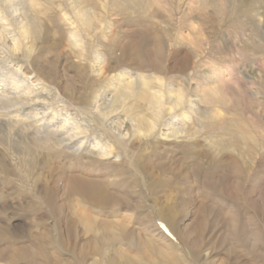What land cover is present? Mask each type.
Segmentation results:
<instances>
[{"label": "rangeland", "instance_id": "rangeland-1", "mask_svg": "<svg viewBox=\"0 0 264 264\" xmlns=\"http://www.w3.org/2000/svg\"><path fill=\"white\" fill-rule=\"evenodd\" d=\"M5 1L7 5L21 10L20 14L27 18L32 33H35L28 42L17 31L11 17L7 25L0 23V32L5 38L0 40V73L6 75L5 83L11 84L17 74L29 81L31 75L45 80L51 90L52 106L63 109L80 121L85 120L87 101L81 105L74 102L76 92L72 93L73 102L57 96L55 78L51 73L75 76L76 85L68 82L69 88H83L84 94L88 93L87 100H91L95 92L107 86V83H99L92 72L91 56L96 53L109 60L115 68H126L127 74L138 73L148 82H153V77L157 76L166 79L175 88L180 87L182 79L188 78L191 73L194 75L192 89L199 87L209 96L207 102L202 104L200 114L190 121V126L195 122V127H189L191 132H195L196 128L203 131L190 143L169 146V143L159 144L150 140L149 156H154L156 165L171 168L168 172V176L173 178L171 184L161 189L159 184L155 189L160 198L172 192V199L178 203L172 219L180 231L169 232L168 225L161 223L156 208H153L154 200L151 196L147 197L151 186L141 179L139 172H135L136 177L140 178L133 186L134 192L136 190L143 194L145 204H136L134 208H112V204L95 207L80 202L75 204L76 199L71 200L73 202L68 209L75 217L77 232L69 249L63 251L66 243L58 246L62 258L65 257L69 264H82L81 251H74L75 243L86 246L82 254L86 257L89 253L90 256L86 257L88 261L85 264L94 261L97 264H167L160 259L157 251H151L145 243L148 238L141 232L144 220V223H151L160 232L165 231L172 244V252L167 253L170 256L169 264H264V0H246L248 7L237 0H198L191 8L188 6L192 0H131L129 3L127 0ZM225 1H229L226 4L230 6H223ZM75 2L86 5L93 16L90 34L76 29L83 48L68 36L75 32V28H69L70 20L76 24V28L79 27ZM219 4L225 7L223 13L214 12L215 6L220 7ZM251 4L261 9L260 16L244 14ZM5 6V2L0 0V10L7 14ZM200 6L203 7L201 10ZM204 6L209 10L204 12ZM107 24H111L110 29H107ZM180 33L183 41L173 46ZM187 34L191 39L187 38ZM104 35L110 37L108 41L103 40ZM13 38L19 40L15 51L11 45ZM110 47L114 49L115 57H109ZM39 55L42 65L37 69L35 59ZM184 60L190 64L196 63L195 68L183 71ZM165 62L174 66L170 74L152 69V65ZM227 69L231 73L226 81L223 76L215 75L214 71L224 72ZM151 89L158 91L159 87L155 84ZM211 89L215 91L211 93ZM188 95L194 93L189 92ZM109 96L112 99L113 95ZM131 102L134 101L127 102L124 107L131 106ZM29 103L32 104L30 99L18 100L14 96L6 100L0 97V108H4L0 113L29 109ZM137 113H131L128 117ZM175 114L180 116L181 112ZM171 116L172 113L167 118ZM34 132L35 128L30 129V133ZM3 133L0 129V250L7 246H28L33 243L39 246L46 244L51 250L50 245L56 243L59 236L57 211L52 212L53 205L49 204L48 199H40L34 181L40 174L53 180V177H48L49 170L44 161L49 163L54 159L67 165L80 164L85 161L82 158L84 153L62 156L65 146L55 147L44 137L43 142L31 145L23 156L15 146V132L5 129ZM94 134L89 133V137ZM235 136L240 141L234 146ZM209 139L215 140V144H211ZM119 152L122 153V150L117 148L114 156ZM46 155L51 156L45 158ZM10 165L17 173L15 176L3 173L4 166L10 170ZM84 207L95 217L122 221L128 231L115 243L107 246L99 243L96 240V226L79 223L78 214L84 211ZM123 214L127 216L126 219L122 218ZM44 227L51 228L48 236L39 235V239L33 237L31 232L37 233ZM184 230L187 232L180 235L179 232ZM113 231L110 229V235L118 233ZM136 233H140V236L136 237ZM118 250L120 254L114 255ZM100 254L108 258H100ZM44 257L40 259L46 261ZM7 258L8 254L4 258L0 255V264H8ZM16 259L19 260L16 264H32L31 258L26 259L25 254L16 256Z\"/></svg>", "mask_w": 264, "mask_h": 264}, {"label": "bare ground", "instance_id": "bare-ground-1", "mask_svg": "<svg viewBox=\"0 0 264 264\" xmlns=\"http://www.w3.org/2000/svg\"><path fill=\"white\" fill-rule=\"evenodd\" d=\"M2 1L6 4L5 10L7 14H4L0 10V23L7 25L11 17L12 21L17 26V31H19L29 42L35 33H32V27L28 23L27 18L20 14L21 10L16 7L13 8L10 4L7 5L8 3L5 0ZM92 1L94 2V0ZM130 1L131 0H127L128 3ZM194 1L198 2V0H192L188 7L191 8ZM237 1L241 2L245 7H248L247 5H249L246 3V0ZM79 2L78 4L75 2L76 5L74 6L75 11L77 12L76 17L77 22H79V27L76 28V24L70 20L68 22V24H71V26L69 25V28H75V32L70 33L68 36H71V41L74 40L78 47L83 48V45L81 44L82 41L78 34L79 31L76 32V29H80L82 32L85 31L90 34L93 16L91 14V10L88 9L86 5L84 6ZM133 2L136 1L133 0ZM228 2L229 1H225V4L222 5L228 7L229 4H226ZM223 6L222 8L215 6L214 12L223 13V11H225V7ZM18 7L20 6L18 5ZM202 8L203 7H201L200 10ZM235 8L236 7L234 6V9ZM203 10L206 12L209 8L207 9L205 7ZM204 12L203 14H205ZM246 13L260 16L262 11L256 5L251 4L250 8L246 10L244 14ZM107 26V29L111 28V24H107ZM109 38L104 35L103 40L108 41ZM187 38L191 39V36L188 35ZM3 39L5 38L2 32H0V40ZM18 41V38L12 39L13 43H11V45L14 51L18 49ZM182 41L183 36L182 33H180L178 34V38L173 46L180 45ZM108 49L109 57H115L116 54L114 53V49L111 47ZM41 58L42 57L39 55L35 59L37 69L42 65ZM91 58V62L93 63L92 72L94 73V76L98 78L100 81L99 83H107V86H105L103 90H99L94 93L93 99L91 100H87L88 93L85 95L86 92L83 88H73V90L69 88L68 82L76 85L75 76H68L67 74L59 76V74L56 75L51 73V76L55 78V91L57 92V96L60 95L63 99L66 98L73 102L74 99L72 93L76 92L77 98L74 102L81 105L87 101L88 107L87 110H85V120L82 121L74 118L63 109L52 106V101L50 100L51 90H49L48 84L45 80L31 75V80L29 81L28 79H21V77L17 74V76L12 79L11 84H6V75L4 73H0V97L2 99L9 100L11 97L15 96L18 100L22 98L27 100L30 99L33 104L29 103V109L25 108L23 111L22 109L16 111L10 109L12 111H9L8 113H0L1 133L4 134L3 132H5V129L15 132L17 139L14 142L15 146L19 150V154L25 156L31 145H37L38 143L44 141V137H47L48 142L54 143L55 147L56 145L65 146V151H63L64 154L62 156L67 157L70 153L73 155L84 153L82 158L85 160L80 164L71 165H67L61 161L55 162L54 159L50 160L49 163H47L48 161L43 162V164H47L46 167L49 170L48 177H53V180L50 178H43L40 174L34 181L35 189L37 190L41 200L48 199L49 204L53 205V208L51 209L52 212H54V210L57 211L58 218H56L58 220L57 223H59V236L56 243L53 242L54 244L52 243L53 245H50L51 250L47 248L48 245L46 244L45 246H39L34 243L28 246H7L5 249L0 250V255L4 258L5 254H8V264H16L19 261L16 259V256L23 254L26 255V259L31 258L30 262H32V264H69L65 257L62 258V253L58 249V246L60 245L61 247L62 244L64 245L66 243L67 245H64V247L62 246V249L63 251L65 249H69L70 244L72 245V242L74 241L73 236L77 232L75 227V217L70 214L68 209L73 202L71 200L76 199V201H74L75 204L76 202H80L83 204L93 205L95 207H99L100 205L103 207L112 204V208H118L121 206L134 208L136 204H145L146 202L144 201L143 194L140 193V191L136 192V190L134 192L133 186L140 178L136 177L135 172H139L141 179L151 186L152 189H150V194L147 197L151 196L150 198L154 200L153 208H156L160 221H162L161 223L168 225L170 229L169 232L177 233L180 231L179 226H177L174 219H172V216L175 213L174 211L178 206V203L171 197L172 192L168 195L165 194L164 198H160L158 197L155 189V186L159 184L161 185V187L159 186L160 189L163 186L171 184L173 178L168 176V172L171 171V168L166 165L155 164L153 160L154 156H149V154H151L149 152V149H151L149 146L151 144L150 140H155V142L158 141L157 143L159 144L164 142L167 144L169 143V146H172V144L175 146H181L190 143L193 137L203 132L198 128H196L197 130L195 132H191L189 127H195V122H193V125L190 126V121H192V117L200 114L202 104L207 102L206 100L209 98L208 93H205V91L199 87L192 89L191 83L194 80V75H191V73L188 78L182 79L180 87L175 88V86L170 82H167L166 79H160L157 76L153 77V82H148L146 77L138 73L127 74L126 72L128 70H126V68H122V66L115 68L109 60L104 59V57L98 53L92 54ZM195 66L196 63L190 64L189 61L184 60L181 69L183 71H187L189 69H194ZM152 67L155 71L163 70L166 71L167 74H170L174 69V66L167 65L166 62L161 64L156 63L152 65ZM116 69L117 71H120L119 74ZM113 72H116V75H113ZM214 72L215 75H218L217 77L223 76L222 78L225 81L231 73L228 69L224 72ZM108 81H110L109 84ZM154 83L158 85V91H153V89H151V87L155 85ZM214 91L215 90L211 89V93ZM189 92H193L194 95L189 96ZM109 94L113 95L112 99ZM131 100L134 101L133 103L131 102L132 105L124 107L126 103ZM24 106L26 105H21V107ZM3 109L4 108H0V110ZM179 111L181 112L180 116H176L175 113ZM134 112L138 113L134 116L128 117L129 114ZM171 113L172 116L167 118V116ZM91 125L94 127L92 128ZM32 128H35L34 133H30V129ZM231 128L236 127L232 126ZM218 129H221V127ZM91 132H94L95 134L90 138L89 133ZM0 136L2 137V135ZM236 136L234 140H236ZM211 139H209L211 144H215V140L213 141ZM239 141L240 139L238 140L237 138L234 146L238 145ZM117 148L121 149L122 153L119 152L114 156V153L117 152ZM125 154L127 155L126 157L123 156ZM50 156L48 155L47 157L46 155L45 158H50ZM195 156L198 155L195 154ZM20 157V161H22V156ZM2 170L3 173L10 174V176H15L17 174L11 165L10 170L6 166H4ZM31 170L32 168L30 171ZM115 185L117 186L116 189H114ZM26 198L27 197H25V199ZM169 202H171V204ZM166 203L169 205L166 206ZM83 209L84 211H82V213L79 211L78 214L79 223H85L86 225L91 224L92 226L95 225L96 240L103 245L107 246L115 243L116 240L121 239V236H124L123 234L128 231L126 226L122 224V221L115 222L111 219L109 220L108 217L98 218L95 217L96 215H91L87 208L84 207ZM126 217L127 216L123 214L122 218L126 219ZM142 221L143 228L141 229V232L144 236H146V238H148L147 242H145L149 246L148 248H150L153 252L157 251L160 259L169 264L168 262L170 260V256L168 257V255L172 252V244L167 239V235L164 233L165 231L160 232L159 229L157 227L154 228L151 223L147 222L149 224H146L144 223V220ZM33 222L35 221L33 220ZM110 229L111 232L112 230L117 231L118 233L116 234L119 235L114 233L110 235ZM87 230L88 227H86V233ZM81 231L82 230H80V232ZM186 232L187 230H184V232L179 233L182 235ZM31 233L33 234V237L37 239L39 235L48 236L51 233V228L44 227L42 231ZM136 234V237L140 236V233ZM74 247V251L78 249L81 251L79 256H81V258L83 257L81 262L82 264H85L88 261L87 256L89 253L86 258L83 256L82 252L86 246H77V244L74 243ZM117 254H120L119 250L114 253V255ZM40 257H44L47 260H41ZM101 257L105 258L107 256L105 255L104 257V255L100 254V258ZM97 263L98 262L94 261L92 264Z\"/></svg>", "mask_w": 264, "mask_h": 264}]
</instances>
